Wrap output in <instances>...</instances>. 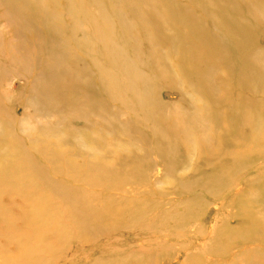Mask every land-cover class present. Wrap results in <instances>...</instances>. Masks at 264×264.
Segmentation results:
<instances>
[{
    "label": "rangeland",
    "instance_id": "obj_1",
    "mask_svg": "<svg viewBox=\"0 0 264 264\" xmlns=\"http://www.w3.org/2000/svg\"><path fill=\"white\" fill-rule=\"evenodd\" d=\"M223 38L264 88V0H0V264L27 228L35 264H264V151L232 138L264 90Z\"/></svg>",
    "mask_w": 264,
    "mask_h": 264
},
{
    "label": "bare ground",
    "instance_id": "obj_2",
    "mask_svg": "<svg viewBox=\"0 0 264 264\" xmlns=\"http://www.w3.org/2000/svg\"><path fill=\"white\" fill-rule=\"evenodd\" d=\"M11 7L13 8L12 5H11ZM186 19H187V17H186ZM211 41L212 42H210L207 47L205 46V51H211L213 49H220L221 51H219V50H217V51L219 53H221L220 54L221 58L223 56L222 53H232L235 56L234 61L231 62L229 66H230V70L232 73V80L237 86H239L242 89L248 88L251 91H255L257 94L264 90V88H262V84L260 82L259 73L254 72V71H249L246 69L248 67L245 68L244 66H241V62H240L241 59H238L237 54L235 53L239 44L237 45L235 43L236 42L235 40H227V39L223 38V39H219L218 41L217 40L216 41L211 40ZM240 47H243V45H241ZM222 50H223V52H222ZM234 93H235V91H234ZM247 106H250V105H247L245 103H241L239 107L241 109H243V108H246ZM239 115L242 116L241 114H239ZM239 132H241L242 137L244 139H247V138H245L243 135L250 137V143L247 147H245V148H247L246 154L248 156L249 155L253 156L255 151L256 152H258L260 150H261V152L264 151V127L263 126L256 133H254L253 129L242 131L240 129H234L233 128L232 129V134H233L232 138H235L234 133L239 134ZM255 155H257V153ZM243 161L244 160H242L241 163ZM214 178H217L216 175L211 176L208 179L212 180ZM4 216H5V210L1 207V204H0V234L5 233L9 228L8 223L1 221L4 218ZM98 225H99L98 220L94 219L90 224L89 223L87 224V229H89V230L95 229L98 227ZM37 234H38L37 230H35L33 228H27L23 233L22 242L18 245V247L21 248L22 252H19L18 257H12L13 259L12 258H7V259H11L13 263H19V264H35L38 261H43L45 259V255L49 252V249H48V247H42L38 244H33L32 240L35 239ZM19 251H20V249H19Z\"/></svg>",
    "mask_w": 264,
    "mask_h": 264
}]
</instances>
